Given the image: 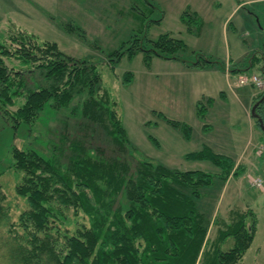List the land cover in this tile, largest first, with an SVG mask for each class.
<instances>
[{"label":"rangeland","instance_id":"rangeland-1","mask_svg":"<svg viewBox=\"0 0 264 264\" xmlns=\"http://www.w3.org/2000/svg\"><path fill=\"white\" fill-rule=\"evenodd\" d=\"M238 1L0 0V41L20 27L41 40L56 42L68 55L97 63L103 89L117 101V112L131 143L124 151L117 150L102 127L83 120L80 103L88 97L87 93L78 92L72 103L59 110L48 103L30 126L15 127L12 119L0 113V182L8 196L10 221L17 222L28 209L26 198L16 192L24 174L13 168L12 148H31L48 155L55 145L80 139L107 157L121 156L130 162L132 171L138 160L148 159L183 171L214 174L213 184L202 189L198 201L199 209L211 222L210 242L234 220L237 211L251 209L257 216L256 235L241 264H264V185H252L256 178L264 180V154L258 153L264 146V96L257 97L264 89L245 85L247 88L239 92L228 89L225 80L218 86L209 66H222L231 56L238 62L234 66L247 69L261 45L254 44L260 37L257 32H250L262 27L264 0L242 5L230 17L228 33L224 34L223 25L232 3ZM69 23L81 31L69 29ZM163 34L186 43L181 60L158 55L145 60L141 51L134 56L125 54L118 62L111 61L115 57L112 52L125 50L136 38L147 42ZM201 55L216 63H205L204 67L210 68L188 72L183 60L195 66L193 63L201 60ZM247 71L263 75L256 62ZM129 72L132 80L124 84L123 77ZM219 88L226 95H220ZM198 100L208 105L205 118L198 114ZM19 101L10 107L11 111L17 110L24 99ZM168 120L191 127L190 139L182 127ZM204 146L240 159L235 161L226 182L212 162L186 157ZM66 213L71 219L76 218L72 211ZM78 220L83 221V217ZM5 234V228L1 229L0 237ZM232 245L230 238L220 248L227 250ZM4 252L6 248L0 243V264H6L2 259Z\"/></svg>","mask_w":264,"mask_h":264},{"label":"trees","instance_id":"trees-1","mask_svg":"<svg viewBox=\"0 0 264 264\" xmlns=\"http://www.w3.org/2000/svg\"><path fill=\"white\" fill-rule=\"evenodd\" d=\"M15 29L0 41V113L12 119L15 127L30 126L48 103L59 110L72 103L78 92L87 93L80 103L83 120L102 127L117 150L131 147L117 101L103 89L97 63L68 55L56 42L41 40L20 27ZM186 50L183 40L163 34L147 42L136 38L125 50L112 52L111 61L141 51L145 60L154 55L182 59ZM200 58L195 66L216 63ZM256 58L250 59L246 71ZM131 80L132 73H126L123 83ZM262 96L264 91L257 97ZM20 99L24 102L11 111ZM207 106L198 102L201 118ZM168 122L182 127L190 139L191 127ZM79 140H65L48 155L12 148L13 168L24 174L16 192L26 198L28 209L11 222L8 196L0 182V230H6L0 243L6 248L2 255L6 264H241L254 240L257 216L251 209L237 211L210 242L211 222L198 201L202 189L213 184L214 174L183 171L148 159L138 160L132 171L121 156L107 157ZM186 157L212 162L225 182L235 165L232 157L210 146ZM80 216L83 221L78 220ZM230 238L233 245L222 250Z\"/></svg>","mask_w":264,"mask_h":264},{"label":"crops","instance_id":"crops-1","mask_svg":"<svg viewBox=\"0 0 264 264\" xmlns=\"http://www.w3.org/2000/svg\"><path fill=\"white\" fill-rule=\"evenodd\" d=\"M252 1H256V0H239L237 3L236 2L232 3L231 12L227 16V18H226V20L224 22V25H223L224 26V30H225L224 31V34H227L228 33V30H227L228 29V24L231 23L230 17L233 15V13L239 12L240 9H241L240 7L242 5L251 3ZM201 24H203V23H201ZM261 25H262V27H260V30L251 31L250 33L254 34L255 32H257V35L260 36L257 39H256V37L253 36L254 39H256L254 41V44H257V45L258 44H261L260 46L258 45V47L256 49V54L255 55H256L257 58L255 59L254 63L256 62L257 64L260 65V68L263 71V75H264V22H263V24L261 23ZM198 30H202V29L199 28ZM201 33H202V31H201ZM178 60H181V59H178ZM183 62L186 63L185 66H186V70H188V72H190L191 69L192 70H204V69H207V68H210L211 67L210 72L213 74V76L215 77V79L218 80V86H220L223 83V80H225L226 85L228 86V89H234V90L236 89V91L238 90L240 92L241 90H245L247 88V87L244 88L245 86H240L239 85V82H238V79H239L240 74L250 73V72L249 71L247 72L244 68H240L239 66H234L233 64H236L238 62H237V60L234 61L231 56L229 57V61L226 64L222 65V66H219V65H209L210 67H206L205 68L204 67L205 65L204 66H192V64H189L187 62V60L186 61H183ZM239 63H241V62H239ZM228 68H229V70H228ZM220 81H221V84H220ZM219 89H220V95H226V91L223 88H219ZM210 98H212V101H213V97H210ZM199 101L200 100H198V102ZM208 110H209V108L207 106L206 111H205V115H207V111ZM218 153H221V152H218ZM221 154H223V153H221ZM224 155H227V154H224ZM227 156H230V155H227ZM232 158L235 161H239L240 160V159L237 160L234 157H232Z\"/></svg>","mask_w":264,"mask_h":264},{"label":"built area","instance_id":"built-area-1","mask_svg":"<svg viewBox=\"0 0 264 264\" xmlns=\"http://www.w3.org/2000/svg\"><path fill=\"white\" fill-rule=\"evenodd\" d=\"M239 84L240 85H247V84H253L255 87L259 89H264V77L257 75V74H251V75H242L239 78ZM259 154H264V146H262L259 151ZM253 186L262 187L264 185V180L262 178H256L252 182Z\"/></svg>","mask_w":264,"mask_h":264}]
</instances>
